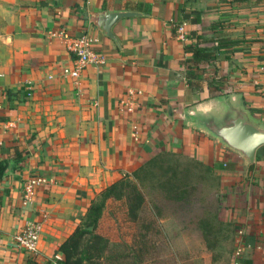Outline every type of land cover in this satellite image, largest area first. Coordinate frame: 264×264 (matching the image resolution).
<instances>
[{
	"label": "crops",
	"instance_id": "0c3cea01",
	"mask_svg": "<svg viewBox=\"0 0 264 264\" xmlns=\"http://www.w3.org/2000/svg\"><path fill=\"white\" fill-rule=\"evenodd\" d=\"M101 11L139 15L112 26L115 44L92 21ZM60 31L94 39L106 64L64 76L76 58ZM192 34L216 48L195 85L183 63ZM225 94L264 123V0H0V264H61L96 195L166 152L216 177L225 226L205 245L220 249L210 264H264V145L248 165L187 117L220 113ZM31 179L44 183L25 203ZM37 222L34 255L13 236Z\"/></svg>",
	"mask_w": 264,
	"mask_h": 264
},
{
	"label": "trees",
	"instance_id": "16d2710c",
	"mask_svg": "<svg viewBox=\"0 0 264 264\" xmlns=\"http://www.w3.org/2000/svg\"><path fill=\"white\" fill-rule=\"evenodd\" d=\"M187 38L197 41L184 46L188 57L183 62L187 68V82L195 85V80H199V70L216 60V48L199 46L198 41H203L197 34ZM198 88L194 91H198ZM4 170L5 165L0 164V179ZM205 181L213 184L216 177L211 168L194 158L183 159L166 152L148 159L134 172L109 183L96 195L73 233L58 247V252L63 256L61 264H145L149 249L148 235L153 226L151 222H140L146 204L145 189L158 190L168 201L183 202L192 196L197 185ZM119 207L123 209L126 224L129 227L138 225L140 230L135 231L129 244H125L124 251L116 250L111 240L97 231L107 211L116 219ZM224 226L216 215L207 214L198 221L208 250L218 243L217 233L222 232Z\"/></svg>",
	"mask_w": 264,
	"mask_h": 264
},
{
	"label": "rangeland",
	"instance_id": "374dc122",
	"mask_svg": "<svg viewBox=\"0 0 264 264\" xmlns=\"http://www.w3.org/2000/svg\"><path fill=\"white\" fill-rule=\"evenodd\" d=\"M211 184L212 182L208 181L202 186L197 185L192 196L183 202L168 201L158 190L145 189L146 204L141 212L140 222L153 224L148 235L149 249L145 264L212 262L220 249L212 253L206 250L198 227V221L207 214L219 218L217 189ZM124 220L123 209L119 207L116 219L107 211L97 229L98 233L108 237L119 251L126 250L125 244H129L135 231H140L138 225L129 227Z\"/></svg>",
	"mask_w": 264,
	"mask_h": 264
},
{
	"label": "water",
	"instance_id": "95a60500",
	"mask_svg": "<svg viewBox=\"0 0 264 264\" xmlns=\"http://www.w3.org/2000/svg\"><path fill=\"white\" fill-rule=\"evenodd\" d=\"M137 15L127 11H101L92 21L105 37L117 44L112 26L121 18ZM220 102L223 107L220 113L191 114L187 116L189 123L238 153L246 164H253L257 149L264 145V123L253 118L243 105L234 103L230 94L220 97Z\"/></svg>",
	"mask_w": 264,
	"mask_h": 264
},
{
	"label": "built area",
	"instance_id": "2783aa9c",
	"mask_svg": "<svg viewBox=\"0 0 264 264\" xmlns=\"http://www.w3.org/2000/svg\"><path fill=\"white\" fill-rule=\"evenodd\" d=\"M178 38L186 43V37L183 29H177ZM54 37L59 38L66 43L69 52L74 54L76 60L74 66L71 69L63 70V75L71 79H77L81 71L87 66L100 67L106 64V57L101 52L94 50L96 41L88 36L72 37L65 31H60L57 34H53ZM44 183L42 179L28 180L23 188V200L25 203L31 202L33 194L37 186ZM41 224L32 223L27 224L23 228L19 229L13 236V242L24 251L37 254L38 243L40 241ZM61 257L54 256L53 263L59 264Z\"/></svg>",
	"mask_w": 264,
	"mask_h": 264
}]
</instances>
